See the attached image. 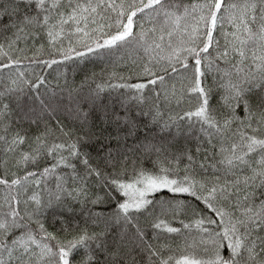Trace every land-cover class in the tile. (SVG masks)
Listing matches in <instances>:
<instances>
[{"label":"snow or ice","instance_id":"1","mask_svg":"<svg viewBox=\"0 0 264 264\" xmlns=\"http://www.w3.org/2000/svg\"><path fill=\"white\" fill-rule=\"evenodd\" d=\"M0 264H264V0H0Z\"/></svg>","mask_w":264,"mask_h":264},{"label":"trees","instance_id":"2","mask_svg":"<svg viewBox=\"0 0 264 264\" xmlns=\"http://www.w3.org/2000/svg\"><path fill=\"white\" fill-rule=\"evenodd\" d=\"M89 67L92 68L91 65ZM94 71L97 73V80L98 81L100 80L101 76H103L104 80H107L108 79V74L113 71V68L109 67L107 65H104L102 62H98L96 64L95 68H94ZM115 71L118 72V73H121L123 75H127V72L124 70V67L122 65L115 66ZM69 75L71 77L72 73H69ZM79 79H80V77L77 76V82H79ZM113 82H115V81H113ZM119 93H120V90L113 91L111 93V97L106 102L114 103L116 105V107L119 108V102H120ZM105 95H107V93ZM132 103H134V102H132ZM158 131H159V129L155 130V132H158ZM145 134H148V135L154 134L153 130L151 129V127L148 128V129H143L141 131V133H140L141 138H143V136ZM145 166L148 167V168L152 167L151 163H147Z\"/></svg>","mask_w":264,"mask_h":264}]
</instances>
